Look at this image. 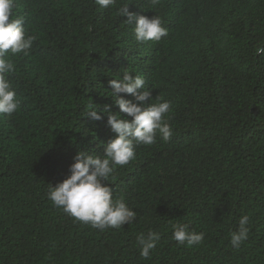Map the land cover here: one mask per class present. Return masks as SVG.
I'll return each mask as SVG.
<instances>
[{
  "label": "trees",
  "instance_id": "16d2710c",
  "mask_svg": "<svg viewBox=\"0 0 264 264\" xmlns=\"http://www.w3.org/2000/svg\"><path fill=\"white\" fill-rule=\"evenodd\" d=\"M125 4L159 16L168 35L137 44L135 21L118 15ZM12 18L37 39L28 55L10 57L21 103L0 116V264H264V0H16ZM126 69L146 81L144 106L170 103L173 135L136 146L110 177L113 197L137 216L101 231L47 193L78 152L102 155L116 138L106 115L84 113L90 104L119 113L109 80ZM244 215L248 239L234 249L230 233ZM174 224L204 240L178 246ZM149 231L161 238L145 259L137 237Z\"/></svg>",
  "mask_w": 264,
  "mask_h": 264
},
{
  "label": "clouds",
  "instance_id": "9594fccd",
  "mask_svg": "<svg viewBox=\"0 0 264 264\" xmlns=\"http://www.w3.org/2000/svg\"><path fill=\"white\" fill-rule=\"evenodd\" d=\"M149 2L155 6L160 0ZM95 4L109 8L115 6L116 0H95ZM15 5L16 0H0V116L9 117L18 111L21 103L9 79L16 70L10 57L21 53L28 55L37 39L34 35L26 34L22 18H12ZM118 15L127 17V25L135 21L133 32L137 44L159 42L168 35V29L163 26L159 16L155 15L151 19L137 16L129 11L128 4L119 8ZM257 52L264 53V48L257 49ZM145 83L143 77L132 75L127 69L122 71V78L109 80L112 89L110 98L119 113L111 112L109 105H105L101 111L96 105L90 104L84 116L92 121H101L106 115L107 125L116 138L104 146L102 155L78 152L74 157L75 162L70 166L68 178L55 187L50 185L48 189L47 198L55 207L93 229H120L136 220V212L125 200L113 197L112 188L107 186L108 181L118 167L135 159L136 146L155 144L157 134L164 142H168L173 135L171 126L165 120L170 103L157 100L144 106L151 98L150 91H140L145 88ZM124 95L132 96L135 102L126 100ZM120 113L130 119L121 118ZM248 223L249 217L242 216L238 229L230 233V244L234 249H240L248 239ZM160 238V233L156 231H149L146 236L139 235L137 243L140 255L149 259ZM172 239L178 246H199L204 240V233L190 231L187 224H174Z\"/></svg>",
  "mask_w": 264,
  "mask_h": 264
}]
</instances>
